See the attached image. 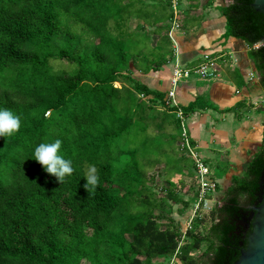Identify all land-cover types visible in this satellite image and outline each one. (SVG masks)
I'll return each instance as SVG.
<instances>
[{
    "label": "trees",
    "instance_id": "trees-1",
    "mask_svg": "<svg viewBox=\"0 0 264 264\" xmlns=\"http://www.w3.org/2000/svg\"><path fill=\"white\" fill-rule=\"evenodd\" d=\"M229 1L219 7L225 37L247 44L264 90V46L257 48L264 15L254 9L255 0ZM171 12L170 0H0V108L21 119L17 133L0 137V264H158L176 254L182 264H208L207 256L209 264L239 259L253 230L252 223L249 230L240 225L249 212L241 199L260 205L264 145L232 178L216 209L220 219L207 235L188 228L192 241L184 245L183 233L161 221L160 200L189 201L175 184L158 197L147 179L150 172L188 168L176 159L182 134V121L172 115L177 109L166 104V92L144 83L145 75L173 59ZM139 26L150 35L138 34ZM62 41L68 47L55 57L53 47ZM65 59L70 66L55 71L52 62ZM142 96L163 106L160 123L145 125L155 111L142 106ZM208 108L198 97L184 114ZM151 126L176 147L160 152L159 143L151 145ZM57 139L74 169L62 184L33 160L39 143ZM125 159L129 163L121 165ZM193 163L181 169L186 177L194 174ZM93 165L98 182L86 189Z\"/></svg>",
    "mask_w": 264,
    "mask_h": 264
},
{
    "label": "crops",
    "instance_id": "crops-1",
    "mask_svg": "<svg viewBox=\"0 0 264 264\" xmlns=\"http://www.w3.org/2000/svg\"><path fill=\"white\" fill-rule=\"evenodd\" d=\"M182 3V25L186 31L179 38L182 64L192 68L206 56L219 59L222 64L220 75L208 80L206 88H201L206 81L192 76L181 82L176 94V103L183 112L198 97L209 106L184 114L183 122V128L195 143L192 145L211 171L212 167L221 166L225 173L216 177L218 190L204 202L209 210L224 200L232 178L245 172L264 145V90L248 56L247 44L225 37L226 18L219 10L225 0H182ZM172 71L171 61L145 75L144 83L151 90L166 92Z\"/></svg>",
    "mask_w": 264,
    "mask_h": 264
},
{
    "label": "rangeland",
    "instance_id": "rangeland-1",
    "mask_svg": "<svg viewBox=\"0 0 264 264\" xmlns=\"http://www.w3.org/2000/svg\"><path fill=\"white\" fill-rule=\"evenodd\" d=\"M229 3H230L229 0H225L226 5ZM182 5H183V3H182ZM184 5H185L184 6L185 9H187V5L186 4H184ZM171 17H172V12H171ZM187 17H189V16H187ZM183 19H184V11L182 10L181 20H183ZM169 23H170V21H169ZM137 32H138V34H142V33L146 34L147 33L150 35L149 30L143 31L140 26L138 27ZM152 39H154V38L152 37ZM63 47H68V44L65 41H62L60 43L55 44V46L53 47L55 57H58L60 50ZM185 58H186V56H185ZM181 62L183 63L184 60H181ZM200 62H199V64H200ZM52 64L54 66L55 71L65 69V68L70 66V63L68 62L67 59L62 60V61L56 60V61H53ZM74 70L75 69H73V71ZM194 77H196L197 79L203 80L200 77H198L197 75H194ZM208 80H211V79L204 80L206 82L202 83V84H204V86H201L202 89L206 88L209 85V82H207ZM116 87H119V85L116 84ZM141 98L144 101L142 103L143 104L142 106L146 105L151 110L155 111L152 115L148 116V122H146L145 125L146 126L152 125V123H154L156 121H158V123H160L161 122V119H160L161 116L160 115L164 111L163 106L159 105L158 103L154 105L153 103L149 102L150 99H148L146 97H141ZM142 106H139V107H142ZM135 114H137V111L133 115H135ZM172 115L174 117L178 118L177 113L174 112V113H172ZM149 132H150L149 143L151 145L155 142L159 143V151L160 152H165V151H168L169 149H173L174 147H176L175 141H173L166 133L160 134L152 126L149 129ZM168 132H172V129L170 128ZM183 133H184V131H183V125H182L181 142L183 140ZM122 144L126 145V141L124 140ZM194 148H195L196 152L198 153L196 147H194ZM153 149H155V148H153ZM176 156H177L176 159L182 158L183 160H186V162L188 164L187 165L188 168L185 166H181L180 170H179L180 172L178 170H176V171L175 170H169V171L166 170V171H163V173H161L160 175H158V173H156L155 171L150 172L147 179L149 180V182L150 181L152 182V180H153V184L150 185V188L153 189L152 191L157 193L156 195H158L159 193L162 195H163V193L165 194L166 187H170V184H175L176 189H177L176 192L181 193V197H185L184 201L187 202L188 197H189L190 201L186 205H183V206H179V203H174L172 201H170V202L164 201L163 202V200H160V202L164 203L163 208H161L162 209V216H163V218H161V221L163 223L167 224L168 226L177 228L180 231V233H183L180 244L184 245L185 242L192 241V238L189 239L188 236L184 235L185 231H187L188 228L191 229L194 232V234L202 231L203 233H205L207 235L210 227L218 221V218L220 219L221 213L216 212V209H219V206H218L219 203L217 205H215L213 207V209L211 208L212 210L211 209L207 210L206 207H204V202H202L199 210L197 211L195 218L192 219V217L194 216V212L196 211V205H197L196 203L198 200L197 198H199V195H200L199 181L193 173L190 176L186 177L181 170L183 168H186L189 170L192 169L194 163L192 161L193 159L191 158L190 153L187 150H185V151L181 150V147H180V151H179V153H177ZM119 163H121V165H125V164L129 163V159H125ZM222 170L223 169L221 166L212 167V171L214 173V176H212V171L209 168L210 179H212L213 182H215L217 184V190H218V183L216 181V177H219L220 175H221V177H223L225 175V173ZM185 179H186V181L184 182L185 185H183L181 183V180H185ZM164 186H166V187H164ZM158 197H159V195H158ZM223 202L224 201L221 200L222 206L224 204ZM241 206L242 207L248 206V199L247 198L241 199ZM191 220H195L196 222L191 223ZM240 225L245 226L243 221L240 223ZM129 239L131 240L130 237H129ZM212 241L213 240L211 239L210 241L204 242L202 244L200 252H196L195 256H197V257L201 256L202 252L208 248V246L210 245V243ZM202 260L204 263L209 264L210 263V256L203 257ZM177 263L182 264V263H179L178 259L176 258V255H174V256L172 255V256L163 257L162 261L159 262L158 264H177Z\"/></svg>",
    "mask_w": 264,
    "mask_h": 264
},
{
    "label": "built area",
    "instance_id": "built-area-1",
    "mask_svg": "<svg viewBox=\"0 0 264 264\" xmlns=\"http://www.w3.org/2000/svg\"><path fill=\"white\" fill-rule=\"evenodd\" d=\"M170 6L172 11V18L170 20V29L168 31L169 39L172 43L173 49V71L170 79V87L166 91V104L170 107L177 108L178 118L182 121V125L184 122V112L181 108L178 107L176 103V94L178 88L182 81L188 79L194 75H197L203 80L214 79L218 77L222 71V64L219 59L211 58L210 56H206L203 59V62L198 64L195 67L189 68L186 65H183L180 60V36L185 34L186 31L183 28L181 14H182V0H170ZM143 97V96H142ZM183 140L181 142V150H187L193 161L195 162V167L192 170L194 172L195 177L199 181L200 186V195L199 202L196 205V211L194 212L195 218L197 211L199 210L202 202H207V199L214 195L217 192V184L210 179V171L206 166V161L200 157V155L196 152L194 146L191 144L190 137L187 132L183 128ZM219 208L222 207V204L219 203ZM193 220H191V223ZM187 231H185L184 235ZM177 255V254H176Z\"/></svg>",
    "mask_w": 264,
    "mask_h": 264
},
{
    "label": "clouds",
    "instance_id": "clouds-1",
    "mask_svg": "<svg viewBox=\"0 0 264 264\" xmlns=\"http://www.w3.org/2000/svg\"><path fill=\"white\" fill-rule=\"evenodd\" d=\"M21 119L13 111L5 108H0V137H11L17 133L20 129ZM61 141L59 139L54 142L39 143L33 152V160L38 162L44 169V171L51 176L57 178L62 184L66 176H71L74 172L72 167V161L65 159L60 154ZM96 167L90 166L85 176L86 184L85 188L95 187L98 182V176L96 174Z\"/></svg>",
    "mask_w": 264,
    "mask_h": 264
},
{
    "label": "water",
    "instance_id": "water-1",
    "mask_svg": "<svg viewBox=\"0 0 264 264\" xmlns=\"http://www.w3.org/2000/svg\"><path fill=\"white\" fill-rule=\"evenodd\" d=\"M254 9L264 15V0H255ZM264 46V38L257 48ZM253 230L248 237V245L241 251L234 264H264V195L260 205L253 208L251 217Z\"/></svg>",
    "mask_w": 264,
    "mask_h": 264
},
{
    "label": "flooded vegetation",
    "instance_id": "flooded-vegetation-1",
    "mask_svg": "<svg viewBox=\"0 0 264 264\" xmlns=\"http://www.w3.org/2000/svg\"><path fill=\"white\" fill-rule=\"evenodd\" d=\"M260 196H262V195H260ZM261 198V197H260ZM243 208H246L249 212L248 213H246L243 217V223L245 224V228L247 229V230H249V228H250V224L252 223V221H251V217H252V212H251V210H253V208H254V206H253V204L252 205H249V206H246V207H243Z\"/></svg>",
    "mask_w": 264,
    "mask_h": 264
}]
</instances>
